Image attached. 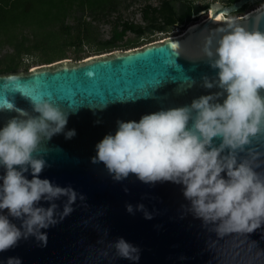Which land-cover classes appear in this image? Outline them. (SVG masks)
I'll use <instances>...</instances> for the list:
<instances>
[{
    "label": "water",
    "instance_id": "water-1",
    "mask_svg": "<svg viewBox=\"0 0 264 264\" xmlns=\"http://www.w3.org/2000/svg\"><path fill=\"white\" fill-rule=\"evenodd\" d=\"M251 1L256 0L210 4L200 11L206 17L186 26L178 37L74 63L62 59L27 72L0 74V99L31 112L30 97L15 89L21 84L68 113L66 130L74 128L76 135L66 139L59 133L42 142L39 152L47 166L39 175L61 186L71 185L85 196L84 201L77 199L73 212L61 222L42 229L48 234L46 246H39L34 237L21 239L0 252V261L19 256L22 264H264V224L251 233L217 236L182 207L189 202L180 184H146L131 173L116 181L103 162L91 159L96 143L115 132L118 119L139 120L145 113L188 104L195 97L217 91L202 86V77H212L216 71L202 56L204 36L225 23H214L218 13L228 15ZM259 8L237 16L238 22L264 30V5ZM17 115L14 109L0 111V126ZM252 146L264 152V142L254 141ZM262 169L264 165L257 171ZM26 175L31 178V173ZM56 203L62 210L63 198ZM129 203H143L152 218L146 219L141 210L129 213ZM118 237L139 246L138 262L100 255L105 244Z\"/></svg>",
    "mask_w": 264,
    "mask_h": 264
},
{
    "label": "clouds",
    "instance_id": "clouds-1",
    "mask_svg": "<svg viewBox=\"0 0 264 264\" xmlns=\"http://www.w3.org/2000/svg\"><path fill=\"white\" fill-rule=\"evenodd\" d=\"M201 52L216 70L212 77H202V86L217 91L145 113L139 120L118 119L115 132L96 143L91 159L103 162L116 181L131 173L146 184H180L189 202L182 207L217 236L251 233L264 224V169L257 171L264 165V152L252 146L264 142V30L228 17L204 36ZM15 89L30 97L32 111L0 99V111L19 113L0 126V252L29 237L46 246L48 234L42 229L70 215L78 198L85 200L71 185L39 175L47 166L39 152L42 142L59 133L66 139L76 135L74 128L66 130L68 113L24 85ZM61 198L62 210L56 203ZM126 210L152 218L143 203L126 204ZM100 255L138 262L140 248L118 237ZM0 264H22V258L10 256Z\"/></svg>",
    "mask_w": 264,
    "mask_h": 264
},
{
    "label": "trees",
    "instance_id": "trees-1",
    "mask_svg": "<svg viewBox=\"0 0 264 264\" xmlns=\"http://www.w3.org/2000/svg\"><path fill=\"white\" fill-rule=\"evenodd\" d=\"M136 0H0V74L27 72L31 67L69 58L127 50L172 36L200 18V11L218 1L138 0L144 24L124 17ZM264 0L243 4L229 16H240ZM109 25V36L103 26ZM130 32L131 35H127Z\"/></svg>",
    "mask_w": 264,
    "mask_h": 264
},
{
    "label": "rangeland",
    "instance_id": "rangeland-1",
    "mask_svg": "<svg viewBox=\"0 0 264 264\" xmlns=\"http://www.w3.org/2000/svg\"><path fill=\"white\" fill-rule=\"evenodd\" d=\"M149 2H151L152 4L155 5V4H157V3L159 2V0H149ZM211 4H212V6L214 7V6H219V5H221V2L214 1V2H212ZM142 5H143L142 2L136 0L131 6H129V8H128L127 10H125V11L123 12V13H124V17L129 18V19H132V20L135 21V22H139V23L144 24L145 21L141 18V15H140V7H141ZM202 16H204V14H201L200 18H201ZM228 16H229V15H228ZM200 18H198L197 20H199ZM103 29H104V35H105V36H109V34H110V28H109V25H108V24H105V25L103 26ZM185 30H186V29H185ZM173 31H174L173 33H175V34L172 35V36L179 35V33H180V30H178V29H174ZM181 31H182V30H181ZM182 33H183V32H182ZM180 34H181V33H180ZM127 35H131V33L128 32ZM159 37H160V38H158L157 40H155V41H153V42H156V41H158L159 39L168 38V37H171V36H165V37H164L163 34H159ZM149 43H150V42H149ZM147 44H148V43H147ZM143 45H145V44H143ZM143 45L138 46V47H142ZM134 48H136V47H134ZM127 50H128V49H127ZM116 51H120V50H113V51H110V52H105V53L96 54V55H90V56L107 55L108 53L116 52ZM90 56H88V57H90ZM88 57H86V58H88ZM86 58H84V59H86ZM64 60H66V62H68V63H74V61H72V60L69 59V58H66V59H64ZM36 66H38V65H36ZM33 67H35V66H33ZM31 68H32V67H31ZM31 68H30V69H31Z\"/></svg>",
    "mask_w": 264,
    "mask_h": 264
},
{
    "label": "bare ground",
    "instance_id": "bare-ground-1",
    "mask_svg": "<svg viewBox=\"0 0 264 264\" xmlns=\"http://www.w3.org/2000/svg\"><path fill=\"white\" fill-rule=\"evenodd\" d=\"M264 5V4H263ZM263 5H261V6H263ZM261 6H258V7H256V8H258V9H260L259 7H261ZM210 12H212V9H210ZM229 15V14H228ZM228 15H223V14H221V13H218L216 16H215V18H214V23L215 24H217V23H219V22H221V21H224V20H226V18H228V17H232V16H228ZM206 16L204 15V16H202L201 17V19L200 20H197V21H195L194 23H191V24H189L187 27H192L193 25H196V23L197 22H200V21H202L204 18H205ZM234 17H237V16H234ZM185 32V30H182L180 33H179V35H176V36H172V37H178V36H181L183 33ZM170 38V37H169Z\"/></svg>",
    "mask_w": 264,
    "mask_h": 264
},
{
    "label": "built area",
    "instance_id": "built-area-1",
    "mask_svg": "<svg viewBox=\"0 0 264 264\" xmlns=\"http://www.w3.org/2000/svg\"><path fill=\"white\" fill-rule=\"evenodd\" d=\"M252 10H254V9H252ZM252 10H250V11H252ZM249 11V12H250ZM248 13V12H247ZM247 13H245V14H247ZM244 15V14H243ZM163 39H165V38H163ZM163 39H159L158 41H161V40H163ZM157 42V41H156ZM150 43H152V42H150Z\"/></svg>",
    "mask_w": 264,
    "mask_h": 264
},
{
    "label": "snow or ice",
    "instance_id": "snow-or-ice-1",
    "mask_svg": "<svg viewBox=\"0 0 264 264\" xmlns=\"http://www.w3.org/2000/svg\"><path fill=\"white\" fill-rule=\"evenodd\" d=\"M172 47H177V45H172Z\"/></svg>",
    "mask_w": 264,
    "mask_h": 264
},
{
    "label": "flooded vegetation",
    "instance_id": "flooded-vegetation-1",
    "mask_svg": "<svg viewBox=\"0 0 264 264\" xmlns=\"http://www.w3.org/2000/svg\"><path fill=\"white\" fill-rule=\"evenodd\" d=\"M221 4H222V3H221ZM202 14H203V13H202ZM200 19H201V18H200ZM200 19H199V20H200Z\"/></svg>",
    "mask_w": 264,
    "mask_h": 264
}]
</instances>
